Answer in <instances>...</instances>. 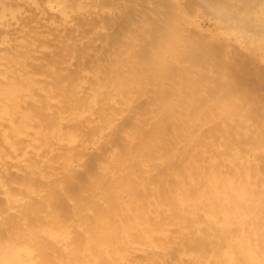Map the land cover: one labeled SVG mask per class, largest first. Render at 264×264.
I'll use <instances>...</instances> for the list:
<instances>
[{
    "label": "bare ground",
    "instance_id": "6f19581e",
    "mask_svg": "<svg viewBox=\"0 0 264 264\" xmlns=\"http://www.w3.org/2000/svg\"><path fill=\"white\" fill-rule=\"evenodd\" d=\"M0 264H264V0H0Z\"/></svg>",
    "mask_w": 264,
    "mask_h": 264
},
{
    "label": "rangeland",
    "instance_id": "374dc122",
    "mask_svg": "<svg viewBox=\"0 0 264 264\" xmlns=\"http://www.w3.org/2000/svg\"><path fill=\"white\" fill-rule=\"evenodd\" d=\"M203 16V15H202ZM201 15H200V17H198V20H199V22H198V24L200 25V27L202 28V29H205L204 27L206 26V25H211V24H209L210 22H209V20L208 19H206V17H202Z\"/></svg>",
    "mask_w": 264,
    "mask_h": 264
}]
</instances>
